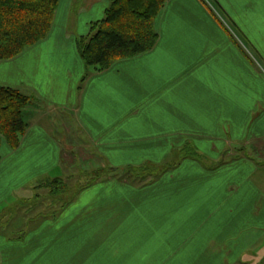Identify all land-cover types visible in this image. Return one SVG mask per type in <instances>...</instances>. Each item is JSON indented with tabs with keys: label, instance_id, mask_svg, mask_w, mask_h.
Here are the masks:
<instances>
[{
	"label": "crops",
	"instance_id": "crops-1",
	"mask_svg": "<svg viewBox=\"0 0 264 264\" xmlns=\"http://www.w3.org/2000/svg\"><path fill=\"white\" fill-rule=\"evenodd\" d=\"M212 2L243 44L204 0H166L152 50L83 79L77 40L104 17L109 1L59 0L48 36L0 60V85L39 100L26 110L29 127L19 146L1 143L0 213L59 174L62 151L76 139L101 165L156 162L187 144L215 159L237 142L247 152L254 138L264 143V70L253 68L248 54L264 65V0ZM239 157L215 169L183 157L144 188L110 178L84 189L92 211L71 202L23 238L2 220L0 264H108L114 253L104 245L122 244L119 229L153 207L164 210V228H187L174 249L183 264H243L247 254L259 264L264 176L257 171L264 161L253 153ZM108 226L116 228L109 238L101 233ZM87 227L98 230L86 233Z\"/></svg>",
	"mask_w": 264,
	"mask_h": 264
},
{
	"label": "trees",
	"instance_id": "trees-1",
	"mask_svg": "<svg viewBox=\"0 0 264 264\" xmlns=\"http://www.w3.org/2000/svg\"><path fill=\"white\" fill-rule=\"evenodd\" d=\"M108 1L109 5L104 17L92 23L89 35L81 36L77 40L78 51L86 68L83 79H86L90 72H102L109 69L119 59L131 58L152 50L159 39L155 20L166 0ZM58 4L59 0H0V60L14 58L26 48L46 38L51 30ZM213 15H215L214 12ZM37 101H39L38 98L18 88L0 85V146L3 140L12 148L19 146L29 127L26 110ZM194 149L191 145L189 150L192 153L187 156L207 168L215 169L226 162L223 159L215 165L207 166L201 158V153ZM243 151V155L249 157L245 147ZM234 158L237 157L233 156ZM106 168L99 166L89 174H84L85 177L87 176V181L83 183L79 181L76 184L75 176L69 175L66 178L58 177L40 182L37 186L50 188V191L45 190L47 194L57 195L52 198L53 201H58L64 208L82 190L107 176L105 173L109 171V168ZM34 191V197L37 198L35 201L40 200L43 190ZM42 205L41 202L36 203L30 206L29 211H35ZM18 207L20 206H14V208ZM10 213L12 212L0 213V225H5L2 218ZM43 214L44 209H38L31 217L43 216ZM11 219L16 220L17 214H13ZM27 232L28 229L22 228L10 233L17 238H23Z\"/></svg>",
	"mask_w": 264,
	"mask_h": 264
},
{
	"label": "rangeland",
	"instance_id": "rangeland-1",
	"mask_svg": "<svg viewBox=\"0 0 264 264\" xmlns=\"http://www.w3.org/2000/svg\"><path fill=\"white\" fill-rule=\"evenodd\" d=\"M205 3H207L208 6H210L219 17H223L221 21L225 24L230 26V32L235 36L236 40H238L239 43L243 44V37L239 35L236 31L235 33V28L232 27V25L228 24V20L225 19V17L222 15L220 10L217 8L216 5L213 4L212 0H204ZM227 23V24H226ZM249 56L251 55V58L253 59V63L255 64V67L259 70L262 69L264 70V65L261 64L258 58H255L253 55V51L248 53ZM125 59V58H124ZM62 136V135H61ZM264 137V136H263ZM62 140V137H60ZM77 138L79 139L80 137L77 135ZM260 139H255L253 141H250L249 145L250 147L248 148L249 152H247L249 155L252 153L257 156V158H261V161H264V143L262 141L259 142ZM264 141V138H263ZM253 143L255 145H253ZM75 144L77 146L75 147H65L62 151V161L60 165L61 171H59V174L54 173L53 177L50 178H44L43 181L47 180H53L58 177L66 178L69 175L75 176L76 179V184L79 181L86 182L87 179L84 174H89V172H92L99 166H104L109 168V171L105 173V177L99 179L97 182L92 184L89 187H92L94 185H97L105 180H108L110 178L117 179L119 181H125L133 187H139V188H144L147 185L153 183L155 180H157L165 171H168L175 166L176 164L180 163L181 158H189L187 155L192 153L189 150V147L191 145L187 144L182 147H177V152H168L165 154L163 160L156 161V162H151V161H144L141 163H134V164H123V165H112L110 163H106L105 165H101V163H97V161L94 160V157L92 156V151L90 153L89 150L85 149V146H83V141L82 140H75ZM199 153L202 155V160L205 162L206 165H215L221 160H226L229 161V158L232 156H243L244 154V147L245 143L243 142H237L231 146L223 147V150H221V155L218 158L212 159L209 156H207L205 153L207 152H201L200 149L197 147L193 146ZM255 147V148H254ZM174 149V148H173ZM194 149V150H195ZM222 149V148H221ZM175 150V149H174ZM255 151V153H254ZM256 152L258 154H256ZM242 158V157H239ZM225 162V163H226ZM110 166V167H109ZM106 168V169H107ZM111 173V174H109ZM263 174L264 176V167H261L257 171V175ZM109 174V175H108ZM83 175V176H81ZM104 176V174H102ZM100 176V177H102ZM40 183V182H39ZM31 184V183H30ZM28 184V185H30ZM87 187V188H89ZM30 189V188H28ZM86 189V188H85ZM43 191V196L40 200H37L35 198V191L29 192V195H27L26 198H21L22 201L17 202L15 205H19L20 207L14 208L15 205H13L11 208L3 211L2 213H7V211H11L12 213L6 215L2 220H5L7 222V228L6 230L9 232H14L15 230L19 229H28V234L29 230H37L38 226L41 223H44L45 220H55L59 213H61L64 209L68 207V203L64 208L61 207V203L58 201L54 200L53 197L57 195L48 193L45 190H49L50 188H42ZM55 190V189H54ZM160 190V189H156ZM92 198L91 195L88 193H85V190H82L72 201L74 206L76 208H81L84 207L88 209V211H92L93 207L89 201V199ZM97 197H95L96 199ZM45 199V200H43ZM50 201H49V200ZM14 198H12V201ZM41 202L43 205L39 206L36 208L35 211L38 209H44V214L43 216H37V217H31L34 216L35 211H29L30 206H34L36 203ZM34 204V205H33ZM154 205H157L155 203ZM162 206V205H160ZM44 207V208H43ZM63 208V209H62ZM153 211L150 213H146L143 218L137 222L136 224H129L126 223L124 225V228L119 229L120 233L118 234V239L123 240V243H108L104 246H106L108 251H113V255L109 254L107 257H109L107 260L110 261L108 264H121V259L120 257L123 256V264H183L184 260H178L174 259V256L179 254V251H174L176 247L179 246L180 244V238L181 235L179 233V230H187V228H180V227H168L164 228L162 226V219L164 215V210L162 211H157L153 207ZM62 209V210H61ZM61 210V211H60ZM54 211H56L54 213ZM39 212V211H38ZM54 213V214H51ZM13 214H17V219L12 222L11 216ZM155 215V216H154ZM34 221H37L36 223H33ZM157 223V224H156ZM115 225L122 226L123 224H116ZM114 226V225H113ZM81 231L83 227L80 228ZM115 227H109L105 228L104 231H101L102 234L106 235L109 238V234H114ZM98 228H91L87 227L85 229L86 233H95ZM101 228L99 229L100 232ZM137 231V233H135ZM98 232V234H99ZM11 234V233H10ZM129 234H135L137 236H128ZM182 234V233H181ZM129 238L130 242H126V239ZM258 246V250H263L264 249V238L263 241L260 242ZM115 252L118 253V260L114 258ZM177 252V254H175ZM104 257V256H103ZM106 257V258H107ZM105 258V260H106ZM243 264H255L256 261H259L257 258H249V254H247L243 259H241ZM113 261V262H112ZM230 264H234V260H230ZM106 264V263H104ZM239 264V263H237ZM259 264H264V258L261 260Z\"/></svg>",
	"mask_w": 264,
	"mask_h": 264
}]
</instances>
